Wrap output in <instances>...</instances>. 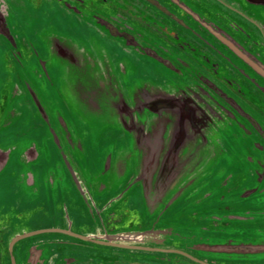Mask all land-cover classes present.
Listing matches in <instances>:
<instances>
[{"label":"flooded vegetation","instance_id":"flooded-vegetation-1","mask_svg":"<svg viewBox=\"0 0 264 264\" xmlns=\"http://www.w3.org/2000/svg\"><path fill=\"white\" fill-rule=\"evenodd\" d=\"M114 84L102 107L140 110L146 130L114 116L106 142L169 172L108 169L104 184L62 163L86 150L80 109ZM11 113L43 131L0 138V264H264L199 250L204 230L238 224L264 244V0H0V133Z\"/></svg>","mask_w":264,"mask_h":264},{"label":"water","instance_id":"water-1","mask_svg":"<svg viewBox=\"0 0 264 264\" xmlns=\"http://www.w3.org/2000/svg\"><path fill=\"white\" fill-rule=\"evenodd\" d=\"M53 84H67L68 81L72 86H79L81 84V81L85 80L84 76L81 77H65V76H57L53 75L52 77ZM100 79V78H98ZM97 80V79H96ZM60 81V82H58ZM98 81V80H97ZM44 81L40 80L38 78L39 85L43 83ZM113 80H111L112 85ZM115 86L107 87L102 86L98 89V95L100 97V104L101 106L98 109L89 110L87 108H81L80 111L83 113H87L89 116V119H85L87 123L85 125L92 126V132L88 131V134L93 137L86 145V150L83 154L76 156L73 158L74 154H71L70 152H61L62 158L65 160L62 162L64 166L66 165H77L87 168H92L97 171V173L102 174L103 176H107L108 169H116V168H124V169H141L144 170L146 173L149 172L147 175H152L151 177H148L150 180L152 178L156 177L155 172L161 170L159 169L161 166L165 165L163 167V172H169L170 167L169 163H161L159 160H156L155 153L151 151V157H148L146 159H141L138 157L129 158L128 160L124 159L125 156V147L128 148V146L122 147L120 143H116L115 146H110L109 142L107 141L106 134H105V128L106 124H109L108 122L113 119L115 116L116 120L121 121L122 124H127L132 126V128L138 129L140 128L141 132H144L146 130V127H141V124L144 122L142 121V115L140 113V110L138 109H130L127 108L128 111H124L123 109H108L107 107H102L104 104L107 106L110 105L111 101L113 100V96L116 95L118 97V92L115 94L109 93L116 92L117 89L116 84ZM40 94L37 93V95H34V99L36 100V109L41 112V118L44 119L46 116L47 107L43 104L42 100L48 99V91L45 89H40ZM70 93V92H69ZM42 95L43 97H41ZM71 95V93H70ZM74 102H79V93H74ZM72 97V95H71ZM73 100V99H72ZM104 103V104H103ZM119 103V102H118ZM122 104V102H121ZM173 106H169L168 109H172ZM78 109V108H77ZM166 114V112H165ZM82 118V117H81ZM37 121L36 119H30L29 116H26L25 118H22L21 116H17L15 119H13V113L10 114L7 121H5V125L3 127V131L6 130H12V133L15 134L14 137L18 139L13 145L19 144L22 140H28L31 135V131H36L37 133L42 132L43 129L37 128L39 126H43V122ZM143 122V123H142ZM89 124V125H88ZM157 125V124H156ZM41 126V127H42ZM154 127H156L154 125ZM90 132V133H89ZM10 133V134H12ZM138 136V135H137ZM145 136V135H144ZM13 137V141L14 138ZM156 137V136H154ZM36 138V137H35ZM10 140V139H9ZM12 140V139H11ZM151 145H140V143H134L130 144L133 151L136 153L139 152V149H152L154 144L150 143ZM9 145V144H8ZM12 146V144L10 143ZM145 146V147H144ZM51 147V146H50ZM155 147V146H154ZM85 148V147H84ZM112 148V150H111ZM156 148V147H155ZM154 150V148H153ZM14 152H11L13 154ZM112 153V154H111ZM147 153V151H145ZM91 155L90 157H87ZM153 155V156H152ZM47 156V153H46ZM45 156V157H46ZM75 159L74 161H72ZM78 159V161H77ZM47 160V159H46ZM83 170V169H81ZM116 170H113L112 174H109L110 177H104V184H109L112 181H115V177L117 173H115ZM155 174V175H154ZM167 179V177H162L161 179ZM150 185V183H148ZM167 186V185H166ZM254 238V232H249L248 230H245L241 227L240 224L235 225L234 227L228 228V229H218L216 231H208L204 230V232L200 233L199 235V245L200 249L204 251L206 254H212V255H224V256H241V258H247V257H257L262 258L264 256V244L259 243H253L250 242ZM115 239V238H114ZM114 246H120V247H127V248H137V250H153L154 247L148 246V245H120V243H116L112 240L111 242ZM158 250V249H157Z\"/></svg>","mask_w":264,"mask_h":264},{"label":"rangeland","instance_id":"rangeland-1","mask_svg":"<svg viewBox=\"0 0 264 264\" xmlns=\"http://www.w3.org/2000/svg\"><path fill=\"white\" fill-rule=\"evenodd\" d=\"M10 133H12V130H8V131H6V130H4V131H2L1 133H0V138H1V136H2V139H4V140H6L7 141V139H12L13 140V137H14V135L15 134H10ZM30 135L33 137V138H35V139H37L38 137H39V135H38V133L36 132V131H31L30 132ZM86 136V145L87 144H89L88 142L93 138V137H91V136H88V134L87 135H85ZM16 137V136H15ZM14 137V138H15ZM17 138V137H16ZM14 139V141L13 142H16L18 139ZM22 141H24V140H22ZM6 144H10V143H7V142H5ZM116 143H117V141L115 140H112V141H110L109 142V145L110 146H115L116 145Z\"/></svg>","mask_w":264,"mask_h":264}]
</instances>
